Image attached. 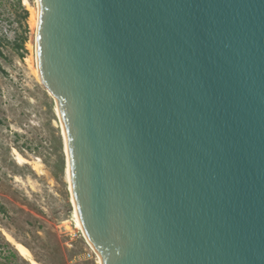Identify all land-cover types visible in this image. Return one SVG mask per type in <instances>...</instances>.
Returning <instances> with one entry per match:
<instances>
[{"label":"water","instance_id":"1","mask_svg":"<svg viewBox=\"0 0 264 264\" xmlns=\"http://www.w3.org/2000/svg\"><path fill=\"white\" fill-rule=\"evenodd\" d=\"M38 5L103 264H264V0Z\"/></svg>","mask_w":264,"mask_h":264},{"label":"rangeland","instance_id":"2","mask_svg":"<svg viewBox=\"0 0 264 264\" xmlns=\"http://www.w3.org/2000/svg\"><path fill=\"white\" fill-rule=\"evenodd\" d=\"M37 5L0 0V231L38 264H92L74 223L56 100L36 76ZM15 150L29 163L17 164Z\"/></svg>","mask_w":264,"mask_h":264},{"label":"bare ground","instance_id":"3","mask_svg":"<svg viewBox=\"0 0 264 264\" xmlns=\"http://www.w3.org/2000/svg\"><path fill=\"white\" fill-rule=\"evenodd\" d=\"M23 2L25 5L29 4V0H23ZM36 3L38 4V0H36ZM39 21H40V10H39V5H37V8L35 9L33 17H32V27H33V30H34L35 35H36V42H37V32H38V27H39ZM36 54H37V57H36V59H37L36 76H37L38 80L42 83L39 58H38V51L36 52ZM55 113H56L58 119L60 120L61 130H62L61 133H62L63 140H64V142H63L64 143V153L66 156L65 178H66V181L68 184V190H69L70 196H71V203L73 206V213H74V223L76 224V228L82 232L86 241L91 245L92 248L95 249L92 241L90 240V238L86 234V231L84 229L83 223H82L81 218H80L77 202L75 199L73 183H72L71 165H70V160H69L68 142H67V138H66V134H65V130H64V124L62 122V118H61V114H60L58 104L55 105ZM14 152H15V160H16L17 164L24 165V164L29 163V161L21 153H19L17 150H15ZM3 234L6 237V239L10 243H12V245L15 247V249L17 250V252L19 253V255L23 259L28 261L30 264H38L36 262V260L34 259L32 252L30 251V249L28 247H26L22 243L15 241L13 239V237L9 233H7L6 231H4ZM99 259H100V264H103V259L101 257Z\"/></svg>","mask_w":264,"mask_h":264},{"label":"trees","instance_id":"4","mask_svg":"<svg viewBox=\"0 0 264 264\" xmlns=\"http://www.w3.org/2000/svg\"><path fill=\"white\" fill-rule=\"evenodd\" d=\"M25 15H28V12L25 11ZM24 43V42H23ZM23 43L20 46L23 47ZM0 211L5 213L6 210L4 206L0 207ZM0 264H28V261L23 259L15 247L10 243L4 234L0 231Z\"/></svg>","mask_w":264,"mask_h":264},{"label":"built area","instance_id":"5","mask_svg":"<svg viewBox=\"0 0 264 264\" xmlns=\"http://www.w3.org/2000/svg\"><path fill=\"white\" fill-rule=\"evenodd\" d=\"M84 242L86 245V249L83 260L86 262H91L92 264H100V259H99L100 257L96 253V250L91 247V245L86 241V239L84 240Z\"/></svg>","mask_w":264,"mask_h":264}]
</instances>
